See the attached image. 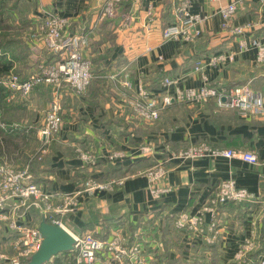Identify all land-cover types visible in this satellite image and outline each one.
Masks as SVG:
<instances>
[{
  "label": "crops",
  "instance_id": "crops-1",
  "mask_svg": "<svg viewBox=\"0 0 264 264\" xmlns=\"http://www.w3.org/2000/svg\"><path fill=\"white\" fill-rule=\"evenodd\" d=\"M24 1L30 5L24 35L29 52V74L37 71V62L45 53L40 40L31 44L27 36L35 31L45 12H53L68 21L67 33L88 36L83 54L91 63L92 73L96 72L97 79L102 78L92 99L88 91L82 96L73 95L69 90L60 92L61 131L40 154L43 159L49 157V170L42 171L39 175L42 181L35 184L55 195L51 200L55 208L66 205L64 195L71 198L72 211L63 216L55 214L63 227L74 235L93 233L108 241L119 236L124 244H140L142 259L146 262L152 259L156 264L163 246L138 224L147 222L156 213L160 216L169 212L193 215L214 195L220 182L230 180L252 195L251 203L255 206L242 221L233 220L227 212L222 213L214 231L215 238L207 234L211 241L207 246L218 247L225 264L230 258L234 259L231 263L240 261L244 253L257 248V235L264 216V113L252 115L218 108L213 99L200 105L174 100L162 110L155 123L145 124L136 117L132 103L138 100L143 86L156 99L164 95L174 97L177 92L196 90L205 84L218 89L246 86L264 98V64L256 62V50L251 44L252 40L264 43V7L258 0H188L189 13L199 15L201 21L191 25L186 35L179 34L175 38H164L163 33L168 27L178 25L174 12L186 0H120L119 5H115L114 17L104 20H99L98 11L107 0ZM234 1L238 4L231 23L233 27L244 28L240 36L221 28L219 9ZM167 2L172 6L170 16L166 13ZM218 57L223 60L210 63ZM199 63L201 68L196 70ZM166 78L176 83L162 86ZM124 82L130 87L126 88ZM51 98L49 86L35 90L26 103L32 117L30 125H27L28 119L21 121L25 131L36 129L39 142L36 157L41 146L38 131ZM142 147L149 151L143 153ZM199 147L250 151L257 156L258 164L248 165L235 158L183 156L188 150ZM84 154L90 156L88 161L82 159ZM113 154L121 157L112 165L129 168L134 164L122 186L82 192L88 177L97 179L103 175L94 169L93 156L109 164L104 157ZM26 159L25 166L28 165L30 173L31 159ZM146 159L153 160L155 165L150 166L151 160ZM90 163L92 166L86 170L88 177L84 179L81 174ZM137 163H141L140 166H136ZM2 165L11 168L4 157L0 158ZM158 167L162 168L163 176L152 183L146 173ZM30 175L33 182L35 177ZM42 207L43 204L19 207L15 202L9 203L4 210L6 220L0 221V254L14 255L17 233L10 229L9 223L14 221L17 226L37 228L42 219ZM162 217L155 221L158 229L164 223ZM103 218L112 220L105 235L97 226ZM113 219L125 224L121 226ZM204 222L207 226L210 224L209 213L204 214ZM127 224L136 227L131 236L127 233ZM179 236L186 249L199 242L206 245V237L193 240L185 230H179ZM262 244L264 248V234ZM187 254L184 252L188 260ZM0 263L7 264V261L0 260Z\"/></svg>",
  "mask_w": 264,
  "mask_h": 264
},
{
  "label": "built area",
  "instance_id": "built-area-1",
  "mask_svg": "<svg viewBox=\"0 0 264 264\" xmlns=\"http://www.w3.org/2000/svg\"><path fill=\"white\" fill-rule=\"evenodd\" d=\"M120 0H107L104 6L98 11L99 20L112 18L115 15V5ZM260 6L264 7V0H258ZM238 2H230L219 9L221 18V28L229 31L234 36H240L244 33L243 27H233V20L237 11ZM190 2L182 1L175 9L174 17L178 25L168 27L164 33V38H175L179 34L186 35L191 25L201 21L199 15L189 13ZM68 21L65 18L57 16L53 12H45L39 24L36 25L34 32L27 36L28 43H35L40 40L43 43L45 55L52 56L54 64L51 66L38 65L36 72L28 75L24 80L18 76H11L7 82V88L14 94H19L23 99H28L31 90L37 85L49 86L52 88V98L48 109L45 112L43 123L38 131L40 148L37 154L46 150L47 144L60 133L62 127V106L60 92L69 90L73 95L82 96L89 87L91 81V63L84 57L83 50L88 45V36L71 35L67 33ZM256 50V62L264 64V43L257 40L251 41ZM231 59V58H230ZM223 57L213 58L210 63L222 61ZM199 63L195 69L201 68ZM175 80L164 79L162 86L175 84ZM124 86L129 88L128 82ZM10 98V99H11ZM215 99L218 108L235 109L243 113L252 115H261L264 113V98L246 86H236L230 89H218L207 84L196 90H186L177 92L175 96L164 95L156 99L144 89L138 92V100L134 101L136 117L145 124L155 123L162 110L172 105L174 100L187 102L190 104H204ZM143 153L149 151L147 147H142ZM187 158H225L238 159L248 165L258 164L257 156L253 152H242L235 150H209L204 147L193 148L183 154ZM84 161H88L90 156L84 154L81 156ZM121 157L120 154H113L105 157L110 164H115V160ZM163 170L158 167L146 173L149 181L154 183L163 176ZM126 178L109 179L98 181L90 177L83 184L82 192L93 193L94 191L110 190L115 187H121ZM155 193V191H152ZM55 195L45 192L39 185L31 182L28 165L23 169L14 170L6 165L0 166V221L6 220L4 215L5 208L11 202L17 203L19 207L28 205L43 204L42 219L47 223L59 226L63 229L62 222L57 219L55 214L63 216L64 213L72 211L68 195L63 198L66 205L62 208L53 207L51 200ZM252 195L246 190L236 187L233 181L220 182L216 192L208 202L193 215L180 214L175 221L176 228L180 230H190L192 235L203 237L205 231L201 227L205 213L211 215V222L208 225V231H215L219 222L216 208L228 201L233 202H252ZM11 230L17 233L16 241L13 244L14 255L5 257L0 254V260L7 261V264H25L29 258L39 250L42 237L37 228L29 226H17L14 221L9 223ZM74 244L73 249L67 253L71 259V264H147L142 259V250L140 244H124L123 239L118 236L117 239L108 241L101 240L93 233L81 235L71 234ZM250 247L247 246V248ZM249 249V248H248Z\"/></svg>",
  "mask_w": 264,
  "mask_h": 264
},
{
  "label": "trees",
  "instance_id": "trees-1",
  "mask_svg": "<svg viewBox=\"0 0 264 264\" xmlns=\"http://www.w3.org/2000/svg\"><path fill=\"white\" fill-rule=\"evenodd\" d=\"M164 0L163 2H166ZM19 2H23V0H0V75L8 74L11 69H14L17 65H20L21 68H27L29 70L28 59H29V52L27 51L26 47L23 46V35L28 29V22L27 16L23 15L22 12L19 10ZM119 5V2L116 4V7ZM172 9L171 2H167L166 13L170 16V11ZM168 16V17H169ZM166 28L164 27V30ZM113 40V36L110 37ZM22 40V44H21ZM113 43V42H112ZM112 50L109 51L111 53ZM5 56H11L13 61L7 60ZM121 58H118L120 60ZM43 66H51L54 64V60L52 56L43 55L40 60L37 62L38 65ZM15 72H19V68L16 69ZM29 74V73H28ZM96 72L92 73L91 69V81L89 87L87 88L88 97L92 99V96L102 84L101 79L96 76ZM22 80L27 78V75L20 76ZM44 85H37L33 87L31 93L38 90L39 87ZM145 90L148 89L143 86ZM12 94L11 91L7 88V86L0 87V124L3 125H11V124H18L21 123L22 120L28 119L27 125L29 126V120L32 119L30 117L31 113L28 112L27 109V99H23L19 94H14L11 98L10 95ZM11 98V99H10ZM215 100V99H213ZM93 101V100H92ZM89 102L90 104L92 103ZM216 102V100H215ZM28 117V118H27ZM9 125V126H10ZM26 127L19 130H11L9 135L14 138L17 136L22 137V145L27 148L28 144L30 147V142L33 143V147L38 146V139L36 136V129H31L25 131ZM6 134L3 129L0 128V158L4 156L14 157L15 150H20L22 155L24 148L19 145H14V148H11L10 139L6 138ZM9 142L11 143L9 145ZM53 150L57 148L56 145L52 146ZM30 150V148H29ZM87 150V149H86ZM31 152V150H30ZM35 156V151L31 152V155L27 158L26 161L31 159L29 162L30 166V173L34 175L33 182L40 183L42 180L39 177L42 171L49 170V157H40ZM105 159V157H104ZM94 160V169H98L99 171L103 172V175L97 178L98 181H106L109 179H120L127 176L130 172V168L134 165H131L129 168H121L119 166H115L107 163L100 162L96 156H93ZM149 160V159H146ZM151 160V159H150ZM149 160V161H150ZM151 165H155L153 160H151ZM141 163L135 164L136 166H140ZM92 164H88L86 169H83V173L81 174L84 179H87L88 174L86 170L91 167ZM21 167H16L15 170H20ZM90 177H88L89 179ZM84 184V183H83ZM217 186L215 187L216 190ZM215 194V193H214ZM214 196V195H213ZM211 195V197H213ZM40 205V204H39ZM38 204L35 206H39ZM34 206V205H33ZM252 206H255L254 203L251 202H233L228 201L225 204L219 205L216 208L217 211V218L224 212H227L232 215L233 220L242 221L245 219L247 211H249ZM163 216V217H162ZM160 216V214L156 213L151 219L147 220V222H140L138 225L144 228V230L150 232V234L154 240L160 242L163 246V252L158 256V260L156 264H222V253L218 249V247H208L207 242L206 245L204 243H198L197 245L191 246L188 249L185 248V245L182 243L181 238L179 236V230L175 227V221L178 216L177 213L169 212L164 215ZM162 217L164 223L159 230L158 227L155 225V221ZM204 218V217H203ZM114 220V219H113ZM113 222L118 223L119 225L125 224L124 222L114 220ZM112 223L111 219L103 218L97 226L101 228V232L103 235L107 233V229L109 225ZM127 233L131 236L134 233L136 227H132L131 225L127 224ZM202 228L206 230L207 225H205L204 219L202 223ZM264 234V216L262 217V227L260 233L257 235V248H255L252 253L249 255L247 260H250L251 264H259V257L260 255H264V248L262 244V237ZM102 235V236H103ZM184 252H187L188 260L185 258ZM68 252H64L58 254L57 256L53 257L48 263L45 264H71L72 261L67 257ZM171 253L174 254V257L171 258ZM1 264V263H0ZM250 264V263H248Z\"/></svg>",
  "mask_w": 264,
  "mask_h": 264
},
{
  "label": "rangeland",
  "instance_id": "rangeland-1",
  "mask_svg": "<svg viewBox=\"0 0 264 264\" xmlns=\"http://www.w3.org/2000/svg\"><path fill=\"white\" fill-rule=\"evenodd\" d=\"M29 7H30L29 3H27L26 1L23 0V2H21V4L19 2L18 12L20 10L23 15L28 16L29 11H30V8ZM24 35H25V33H24ZM21 44H22V40H21ZM23 46H25L24 37H23ZM5 57L7 58V60L13 61V58L11 56H5ZM17 68H19V72H15ZM27 68L28 67L21 68L20 65H17L14 69H11L10 72H8V74L0 75V87H3V86L6 87L7 82L11 78V76H18L20 78V76L23 77V75L24 76L27 75V77H28L29 74H28ZM9 125L7 126V125L0 124V128L3 129V131L5 133H7L6 134V138L10 139V142L12 143L11 144L9 142V145L11 144L10 147L11 148H14V145L19 146L20 144H21V146H23L22 145V143H23L22 137L19 135V136H17V138H14L13 139V137L11 135H9V132H11V130H15L16 129L15 126H18L21 129H22L21 126H23V128H24V126H25L24 125V122L18 123V124L17 123L16 124H11L10 126ZM31 129H33V128H31ZM31 129H28V130L32 131ZM32 145H33V143L30 142V147H29V144H28V147L26 149H24V152H27L28 155H31V153H29L28 151L31 150V152H32L33 149H34V151L37 149V146L33 147ZM29 148H30V150H29ZM24 152H23L24 155H22L20 153V150H15V156L14 157L4 156V158L6 159V162L8 163V165L11 166V168L22 167V166H25V163H26L25 162V156H26V154ZM201 227H202V225H201ZM178 230H180V229H178ZM185 231L186 232H189L191 234V238L193 240H195V239L196 240H202L204 237H206L207 238V241H206L207 244H209V242H211L210 239H209V237L207 236V234H210L211 239L215 238L214 231H208V226H207L206 230H204L205 233H204V236L203 237H198L197 238L196 236H193L192 235V231H190V230H185ZM252 251L253 250H251L247 254L244 253V256L240 259V261H236L235 263H231V262L234 261V259L230 258L226 264H248V263L251 264L250 260H247V259H248L249 255L252 253ZM151 261H152V259L151 260L149 259V261L147 262V264H149V263L150 264H153ZM258 261H259V264H264V256H262V258H260ZM221 262H222V264H225V262L223 261V259L221 260Z\"/></svg>",
  "mask_w": 264,
  "mask_h": 264
},
{
  "label": "water",
  "instance_id": "water-1",
  "mask_svg": "<svg viewBox=\"0 0 264 264\" xmlns=\"http://www.w3.org/2000/svg\"><path fill=\"white\" fill-rule=\"evenodd\" d=\"M37 230L42 237L41 246L25 264H45L58 254L73 249L74 240L65 229L41 219Z\"/></svg>",
  "mask_w": 264,
  "mask_h": 264
},
{
  "label": "bare ground",
  "instance_id": "bare-ground-1",
  "mask_svg": "<svg viewBox=\"0 0 264 264\" xmlns=\"http://www.w3.org/2000/svg\"><path fill=\"white\" fill-rule=\"evenodd\" d=\"M66 230V229H65ZM67 231V230H66ZM68 232V231H67ZM69 233V232H68ZM71 235V233H69Z\"/></svg>",
  "mask_w": 264,
  "mask_h": 264
}]
</instances>
